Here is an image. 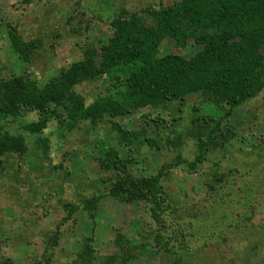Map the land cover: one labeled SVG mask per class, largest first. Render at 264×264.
<instances>
[{"label": "rangeland", "instance_id": "obj_1", "mask_svg": "<svg viewBox=\"0 0 264 264\" xmlns=\"http://www.w3.org/2000/svg\"><path fill=\"white\" fill-rule=\"evenodd\" d=\"M178 1L0 0V79L43 86L88 56L98 63L118 19L154 26L151 13ZM11 30L29 46L27 62L13 50ZM200 49L167 38L158 57ZM115 83L103 75L77 90L86 104L118 99ZM38 118L23 111L0 125L21 133L19 125ZM64 119L59 112L41 135L23 134L27 152L0 160V264H103L122 254L120 239L134 248L125 264H264V91L233 109L193 93L124 117L72 126ZM157 175V192L111 194L120 178Z\"/></svg>", "mask_w": 264, "mask_h": 264}, {"label": "trees", "instance_id": "obj_2", "mask_svg": "<svg viewBox=\"0 0 264 264\" xmlns=\"http://www.w3.org/2000/svg\"><path fill=\"white\" fill-rule=\"evenodd\" d=\"M154 26H145L133 15L113 24V38L100 53L73 63L43 86L17 76L0 79V120L17 121L23 111L37 112L35 122L19 125L11 133L0 125V160L6 155L27 152L23 134L41 135L51 117L65 114L63 123L98 121L106 115L124 117L144 107H157L185 96L201 93L226 103L231 109L264 91V0H179L151 13ZM172 39L179 47L193 41L201 49L190 58L179 55L158 57L161 43ZM13 50L29 60L28 45L9 31ZM114 78L122 89L119 98H96L86 104L78 92L82 84L101 76ZM41 141V140H40ZM45 143L46 140H42ZM198 158L190 164L194 169ZM122 169V162H115ZM159 175L141 180L120 178L111 192L114 197H133L158 191ZM99 197L87 201L89 215ZM128 241L117 243L120 254L103 258V264H125L134 248ZM85 244L83 260L91 259Z\"/></svg>", "mask_w": 264, "mask_h": 264}]
</instances>
